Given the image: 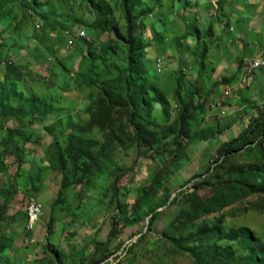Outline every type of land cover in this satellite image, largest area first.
Listing matches in <instances>:
<instances>
[{"label": "rangeland", "instance_id": "obj_1", "mask_svg": "<svg viewBox=\"0 0 264 264\" xmlns=\"http://www.w3.org/2000/svg\"><path fill=\"white\" fill-rule=\"evenodd\" d=\"M142 1L140 8L146 13L137 12L136 34L145 46L146 78L168 100L164 109L160 102L154 104L150 119L167 125L188 100L189 108H193L190 130L180 141L179 150L167 159L155 150L171 136H158V143L148 151L127 140L114 141L99 171L62 189L50 230L51 204L58 197L62 176L47 163L49 142L53 138L63 142L69 133L81 129L79 134L99 144L110 142L106 131L88 124V107L98 92L97 83H90L88 78L106 75L124 58L122 40H116L110 31V25L116 23L120 33L125 32L122 3L14 0L0 12V85L7 84L6 67L13 63L16 69L8 79L15 88L24 96L35 93L45 105L56 108L53 113L60 114L52 124L42 126L50 140H39L40 136L23 143L25 157L20 169L11 156L4 159L8 166L0 171V190L8 187L16 192L0 221V241L4 236L7 244L0 251V264H87L92 255L98 258L105 250L107 256L95 264L110 260L116 264H192L190 254L178 250L169 238L174 231L171 221L179 209V199L171 200L191 190L194 181L202 177L195 175L219 161L220 144L236 137L264 108V66L241 82L248 60L264 50V0ZM94 6L107 19L106 30L100 29ZM187 25L200 28L199 37L186 35ZM76 26L90 34V41L76 42L74 32H67L65 40L64 30ZM203 44L206 48L201 52L198 48ZM160 57L162 71L156 68ZM21 101L16 96L13 102L18 105ZM29 116L41 123L39 116L26 112L21 131L26 126L29 132ZM12 121V116L0 117V139L5 134L3 125ZM246 151L237 152L235 160L244 164L260 155L258 150ZM114 168H120L122 175L116 190L112 186ZM37 173L38 178H28ZM156 175L161 177L160 184L147 188ZM31 200L41 204V213L34 228L28 230L26 206ZM153 210L158 214L148 225ZM216 215L222 217L226 228L249 227L264 243V194H254L206 220ZM112 227L115 230L110 235ZM233 245L235 264H254L245 250L235 242Z\"/></svg>", "mask_w": 264, "mask_h": 264}, {"label": "trees", "instance_id": "obj_2", "mask_svg": "<svg viewBox=\"0 0 264 264\" xmlns=\"http://www.w3.org/2000/svg\"><path fill=\"white\" fill-rule=\"evenodd\" d=\"M14 0H0V12H2L8 2ZM90 3L92 0H81ZM221 0H218V3ZM125 25L124 34L120 33L116 23L110 25V31L116 40L120 39L121 48L124 49V58L119 65H113V69L102 77L94 79L88 78L90 83H97L98 92L95 99L88 107V124L107 132L110 139L109 144H99L97 140L84 137L78 133H69L63 142L58 138H53L46 149L47 163L54 165L60 172L61 188L57 199L51 204V215L47 223L50 230L55 217L52 216L53 208L62 196V189L68 188L73 183H78L81 179L91 177L96 170L99 171L101 163L108 155L114 141L127 140L137 149L152 150L158 143L157 138L171 136L164 146L156 147L158 155L164 159L173 156L179 150V143L184 138L191 126L193 108H189V101L183 103V108L175 119L167 124L160 125L150 119V111L155 103H159L164 108L168 106V100L164 97L156 86L149 85L146 78L145 65L143 61L144 45L141 44L137 31V12L145 14L140 8L142 0H121ZM96 10V20L100 29L106 30L107 19L102 17L101 10L94 6ZM201 29L194 25H187L186 35L199 37ZM208 33V30L206 29ZM88 33V32H87ZM90 36V34L88 33ZM85 41V40H83ZM205 44L198 49L205 51ZM15 64H7L6 83L0 85V117L12 116L16 125L5 126V134L0 139V171L7 169L8 163L4 159L11 156L17 168L23 163L25 153L23 143L32 139L35 135L30 129L35 124L41 127L40 123H35L33 117L29 116V132L24 127L21 119L29 112L33 116H39L42 122L45 115L56 108L45 105V101L35 93L24 96L19 88H15L13 80L8 79ZM230 81L231 78H225ZM9 82V83H8ZM18 96L22 101L16 105L14 98ZM191 96H186L189 99ZM178 98V95H176ZM45 109L41 110V105ZM197 112V109H194ZM43 117V118H42ZM19 126V127H17ZM2 127V126H0ZM44 128V127H43ZM39 137V134L36 135ZM36 137V138H37ZM252 152L258 150L259 157L248 163H240L235 160V155L239 151ZM220 158L218 162L208 168L204 173L196 174L201 176L194 181L191 190L183 191L179 197V209L171 221L174 231L169 234L171 242L182 252L189 253L192 257V264H235L236 245L247 252V259L254 264H264V243L255 238L252 231L247 226H237L226 228L222 223V217L216 215L210 221L206 217L220 213L224 208L240 203L254 194H264V108L257 116H254L248 126L236 137L222 142L217 150ZM120 168L111 170L113 174L112 186L116 190L117 182L122 176ZM39 173L29 175V179L38 178ZM194 178V177H193ZM161 182V177L156 175L148 181V187L153 189ZM146 188L143 189V192ZM203 191V192H202ZM15 190L8 187L1 188L0 194V221L5 217L11 200L15 195ZM178 196V195H177ZM167 197L162 203L167 202ZM158 214L153 210L148 219L150 225ZM26 219V218H25ZM136 221H139L138 219ZM114 224H116L114 222ZM112 227L110 235L114 233ZM0 241V251L7 244L6 237ZM221 240H227L226 244H221ZM99 245L106 246L107 242H99ZM105 250V248H104ZM106 250L100 257L93 255L87 264H95L105 258ZM36 264H39L36 262ZM56 264H60L57 262Z\"/></svg>", "mask_w": 264, "mask_h": 264}, {"label": "built area", "instance_id": "obj_3", "mask_svg": "<svg viewBox=\"0 0 264 264\" xmlns=\"http://www.w3.org/2000/svg\"><path fill=\"white\" fill-rule=\"evenodd\" d=\"M38 27H39V25H38ZM67 32H75L76 42L78 40L90 41V37H89L87 31L82 26H76V27L64 30L65 40H66ZM66 45H67V43H66ZM67 46L72 47L74 45H67ZM248 62L250 64V70L252 69V66L259 64V63H264V50H259L258 55L252 59H249ZM163 68H164V62L161 58V71L163 70ZM241 82H245V76H242ZM225 93L227 94L228 92H225ZM26 211H27V217H28V226H26V228L28 230H31L34 228V225L36 224V222L39 219V215H40V211H41V204L36 200H31V201H29V205L26 206Z\"/></svg>", "mask_w": 264, "mask_h": 264}, {"label": "crops", "instance_id": "obj_4", "mask_svg": "<svg viewBox=\"0 0 264 264\" xmlns=\"http://www.w3.org/2000/svg\"><path fill=\"white\" fill-rule=\"evenodd\" d=\"M74 89V88H73ZM21 90V89H20ZM73 92H75L74 90H73ZM51 93V92H50ZM51 94H53V93H51ZM83 104H85V102L83 103ZM55 106H57V107H62V105H60V103H55ZM54 111H56V110H54ZM53 110L51 111V112H49V113H47L46 115H45V117H44V119H43V121L39 124L41 127H38V125L37 124H35L33 127H31V131L35 134L33 137H32V139L31 140H38V138L41 136V139H39V140H42V139H47V140H50V138H51V136H47V135H45V132H44V130H43V125H49V124H52L54 121H55V119L57 118V117H60V114H58V113H53L54 112ZM52 115H51V114ZM61 117H62V114H61ZM16 124V122L13 120L12 121V123H11V125L9 124V126H13V125H15ZM37 133L39 134V137H37L36 135H37ZM37 137V138H36ZM32 146H35V147H37L36 146V144L35 143H32L31 144ZM26 153H27V151H26ZM30 156V155H29ZM32 156V155H31ZM34 156V155H33ZM35 156H37V157H39V155L38 154H35ZM33 159H35V157L33 158ZM27 222H28V219H27V217H26V225H27Z\"/></svg>", "mask_w": 264, "mask_h": 264}, {"label": "bare ground", "instance_id": "obj_5", "mask_svg": "<svg viewBox=\"0 0 264 264\" xmlns=\"http://www.w3.org/2000/svg\"><path fill=\"white\" fill-rule=\"evenodd\" d=\"M74 36L76 37V34L74 32ZM260 66H264V63H259V64H256L254 66H252V69L250 70V64H247L246 66L243 67V76H245V79L247 78V76L252 73L256 68L260 67ZM156 68L160 71L161 70V57H160V60H157L156 61ZM41 213V211H40ZM28 219V217H27ZM104 264H116L115 261H106Z\"/></svg>", "mask_w": 264, "mask_h": 264}]
</instances>
